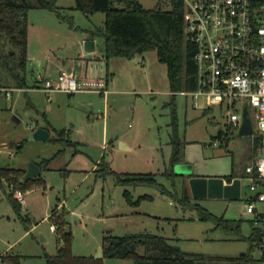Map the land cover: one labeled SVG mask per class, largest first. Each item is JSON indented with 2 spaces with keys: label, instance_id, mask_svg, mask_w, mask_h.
I'll return each instance as SVG.
<instances>
[{
  "label": "rangeland",
  "instance_id": "rangeland-1",
  "mask_svg": "<svg viewBox=\"0 0 264 264\" xmlns=\"http://www.w3.org/2000/svg\"><path fill=\"white\" fill-rule=\"evenodd\" d=\"M139 1L145 7H171L169 0ZM57 4L74 24L53 10L31 9L27 85L16 87L9 99L0 98V166L27 168L30 161L51 159L49 167L31 180L27 192L0 176V264L10 263L9 253L18 254L20 264H48L46 253H55L62 243L55 222L60 221V213L78 254L96 255L109 233L141 232L167 236L184 251L206 255L251 251L249 240L228 235L213 220L202 218L196 207L242 219L243 234L249 235L254 214L245 210V180L238 198L193 196L194 206H184L155 184H124L114 172H153L180 194L184 176L178 175L174 185L163 175L170 166L175 137L182 142L180 162L191 163L192 172L203 176L239 172L247 138L231 133L227 143L215 145L223 118L214 110L194 107L191 97L181 92L174 99L175 122L167 64L155 49L133 57H111L106 91L94 84L72 93L45 91L42 86L49 73L45 68L52 58L76 53L74 35L103 26L106 18L105 11L86 14L75 8V0H57ZM97 39V55L105 60L104 36ZM4 74L0 68V76ZM32 126L48 128L49 137L27 139ZM105 162L114 171L97 174L94 169ZM180 162L174 165L177 173H183ZM186 183L190 189L188 179ZM16 188L25 193L18 208L9 195L14 196ZM56 206L59 209L52 212ZM251 252L257 259L262 256L259 248ZM101 257L103 264H134L129 256Z\"/></svg>",
  "mask_w": 264,
  "mask_h": 264
},
{
  "label": "trees",
  "instance_id": "trees-1",
  "mask_svg": "<svg viewBox=\"0 0 264 264\" xmlns=\"http://www.w3.org/2000/svg\"><path fill=\"white\" fill-rule=\"evenodd\" d=\"M169 2L170 8H162L145 7L139 0H75L74 7L86 14L105 11L104 25L95 26L91 30V35L104 36L107 60L113 56L133 57L151 49L157 51L160 59L167 64L173 96V116L176 122L175 96L183 89L196 87V64L195 47L185 34L184 0H169ZM34 8L53 10L61 19L74 24L73 18L65 14L63 8L57 4V0H0V68L5 73L0 76V85L12 87L27 85L29 11ZM6 44L10 45L8 50ZM173 143L170 166L163 175L174 185L178 175L184 176L183 190L180 194L176 189L173 192L160 182L157 174L153 172H116L107 162L103 163V167L98 171L99 173L114 171L118 181L124 184H155L163 192L174 195L184 206H194L191 199L193 194L190 193L191 188L189 189L186 182L195 174L185 175L174 170L175 163L182 161V142L177 136ZM50 160L43 158L38 163L42 169H45L49 167ZM24 173L23 168L0 166L1 177H5L10 184L16 183L26 189L31 185L32 179L22 180ZM240 175V171L233 169L224 177L230 181ZM125 194L129 195L127 189ZM9 195L18 208L20 201L13 196V192ZM196 207L202 218L213 220L228 235L249 240L251 251L255 248L260 249L261 243L264 242V220L259 216L254 215L251 219V231L249 235H245L242 231V219L217 215L203 205L198 204ZM55 222L60 229L62 243L55 253H46L48 264H103L102 257L97 258L94 255L78 254L73 251L72 233L64 229L65 219L62 213H60V221ZM102 249L104 256L133 257L134 264H248L260 263L264 259V251L259 259L255 258L251 251L233 256L184 251L172 243L167 236L151 232L122 235L109 233L104 236ZM6 257L10 262L20 264L18 255L8 254Z\"/></svg>",
  "mask_w": 264,
  "mask_h": 264
},
{
  "label": "built area",
  "instance_id": "built-area-1",
  "mask_svg": "<svg viewBox=\"0 0 264 264\" xmlns=\"http://www.w3.org/2000/svg\"><path fill=\"white\" fill-rule=\"evenodd\" d=\"M184 4L185 34L195 47L196 87L180 92L191 97L194 107L214 110L223 118L215 145L227 143L231 133L247 138V161L236 177L247 183L245 210L264 220V0H184ZM87 84L107 90L105 81L82 80L72 70L46 77L42 88L72 93ZM15 88L0 85V98H11ZM245 110L252 132L241 134ZM24 194L21 188L14 190L20 202ZM51 225L56 230V224ZM260 250L264 251V242Z\"/></svg>",
  "mask_w": 264,
  "mask_h": 264
},
{
  "label": "water",
  "instance_id": "water-1",
  "mask_svg": "<svg viewBox=\"0 0 264 264\" xmlns=\"http://www.w3.org/2000/svg\"><path fill=\"white\" fill-rule=\"evenodd\" d=\"M85 48L92 50L95 48L94 39H87L85 41ZM252 132V123L249 117L248 110H245V119L242 124L240 133L248 134ZM50 135V130L46 127L39 126L33 128L30 133L27 134V139H47ZM179 169L183 173H192L193 166L189 162H180ZM42 168L36 161H30L22 176L23 180H29L39 174H41ZM190 188L194 197H227L238 198L241 196V178L235 177L232 182H229L224 176L212 175H193L189 178ZM103 255L102 248L94 255L99 258ZM9 264H15L10 262Z\"/></svg>",
  "mask_w": 264,
  "mask_h": 264
},
{
  "label": "crops",
  "instance_id": "crops-1",
  "mask_svg": "<svg viewBox=\"0 0 264 264\" xmlns=\"http://www.w3.org/2000/svg\"><path fill=\"white\" fill-rule=\"evenodd\" d=\"M92 29L93 28L88 29L86 32L83 31L81 33H76L74 35L76 37V44H77L76 45V50H77L76 53L70 54V52H69V54L67 53L66 55L60 56L56 59L52 58L51 63L48 64L47 67L45 68L46 71L49 72L48 75H46L47 77H51L52 74L53 75L59 74L63 70H72V71H75L76 73H78V76L82 80L105 81L108 84V79H109L108 78V75H109L108 71L109 70H108L107 65L109 63L108 60L110 58L108 60L106 59L105 52L103 55L105 60L101 56L97 55V47H98V39L97 38L99 35L92 36L91 35ZM87 39H94V41H95V48L94 49L87 50L85 48V41ZM28 55H29V43H28ZM78 67L80 68L79 71L77 70ZM51 91H55V90H51ZM100 163H102V162H100ZM49 165H50V162H49ZM20 168H22V167H20ZM23 169L26 170V168H23ZM42 171H43V169H42ZM94 171L97 174H100L98 171V168H95ZM208 176H212V175H208ZM220 176H224V175H220ZM33 178H31V179H33ZM21 179H22V177H21ZM31 185H32V183H31ZM31 185L25 189V192H27V190L32 188ZM22 204H23V202H20V205H22ZM55 209H59V208L56 206L53 208V210H55ZM53 210H52V212H54ZM6 252L9 253V251H6ZM244 253L245 252H243L241 254H244ZM12 254L18 255V254H14V253H12ZM257 264H260V263H257Z\"/></svg>",
  "mask_w": 264,
  "mask_h": 264
}]
</instances>
